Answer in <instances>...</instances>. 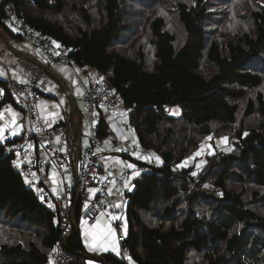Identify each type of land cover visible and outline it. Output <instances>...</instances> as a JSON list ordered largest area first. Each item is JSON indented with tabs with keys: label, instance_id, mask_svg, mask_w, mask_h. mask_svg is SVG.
Listing matches in <instances>:
<instances>
[{
	"label": "trees",
	"instance_id": "16d2710c",
	"mask_svg": "<svg viewBox=\"0 0 264 264\" xmlns=\"http://www.w3.org/2000/svg\"><path fill=\"white\" fill-rule=\"evenodd\" d=\"M10 1L79 66L109 80L136 141L160 159L129 193L135 263L264 264V0H3L0 24L19 37L4 22ZM14 100L7 92L2 104ZM76 117L62 124L73 141L82 132ZM98 132L111 134L104 119ZM210 136H229L228 150L205 153L198 166ZM14 157L0 146V264H48L60 211L26 186ZM188 159L197 164L178 167ZM73 217L71 264H127L90 251L80 209Z\"/></svg>",
	"mask_w": 264,
	"mask_h": 264
},
{
	"label": "built area",
	"instance_id": "2783aa9c",
	"mask_svg": "<svg viewBox=\"0 0 264 264\" xmlns=\"http://www.w3.org/2000/svg\"><path fill=\"white\" fill-rule=\"evenodd\" d=\"M5 13V24L23 41L31 44L42 62L79 67L58 40L51 35L41 34L20 18L13 2L6 3ZM48 85V78L36 67H29L25 80L8 78L0 85V110L8 92L25 114L21 122L26 128V143L15 151L13 162L26 186L46 205L60 211L61 234L50 253L48 264H71L75 260V255L66 247L67 237L74 232L75 209H80V229L82 223L94 225L103 216L113 234L108 251L127 264H136L126 242L129 193L134 188L135 180L152 172L154 167L160 165V159L157 160V154L142 147L135 138L125 141L126 147H122V153L117 143L110 142L105 146L106 138L99 136V122L104 119L111 129L114 120L108 122L101 110L105 107L110 113H115L123 104L121 94L107 78L99 77L88 82L84 88L83 114L90 120L89 132L86 137L76 141L72 140L68 128L63 126L58 131L41 113L40 103ZM125 109L129 118L130 110ZM100 152L120 153L139 161L125 159V167L116 175L110 166L103 163ZM135 154H142V157ZM129 164L135 168H129ZM56 177L59 183H55Z\"/></svg>",
	"mask_w": 264,
	"mask_h": 264
},
{
	"label": "crops",
	"instance_id": "0c3cea01",
	"mask_svg": "<svg viewBox=\"0 0 264 264\" xmlns=\"http://www.w3.org/2000/svg\"><path fill=\"white\" fill-rule=\"evenodd\" d=\"M2 1L3 0H0V4ZM31 58H36V60H32ZM39 62L41 63L42 61L38 60L29 42L23 41L21 38L13 35L0 24V83L8 78L25 80L29 75V67L37 68L40 64ZM42 63L47 65V68H44L41 72H43L48 78L49 85L44 98L40 103L41 113L53 124V126H55V128H57L58 131L63 127L62 124L66 120L72 118L74 113L77 116L76 119L79 117L81 119V131L84 127L88 134L90 120L83 114V92L86 84L90 81H94L88 76V69L81 66L71 68L55 63ZM96 79L97 77L95 80ZM70 93L75 98L77 104L76 107H74L72 100L67 95ZM125 110L123 104L122 108L115 113H110L105 107L102 108V116L107 119L108 122L114 120V123H112L113 126L111 127V134L114 138L111 139L110 134L104 140L106 142L105 146L110 145L111 142L113 144H119L121 148L126 147L125 141L127 139L135 138V134L128 122L122 123L125 121ZM24 118L25 114L21 111L16 100L13 102H4L1 105L0 146L2 144L5 145L6 153L11 152L12 150L15 152L17 149L25 145L26 128L21 122ZM82 132L80 137L84 138L85 136H83ZM122 150L123 148L120 153H122ZM120 153H99V156L103 157V163L110 166L113 173L116 175L122 172L127 163ZM135 156L141 158L139 154H136ZM201 156L202 154H199V152L195 154V159H198V163L202 162ZM183 163H181L180 166L183 164L184 167L186 165L189 167V165L193 166L196 164L194 160L191 159H188ZM52 184L55 183L53 182ZM92 226H94V232L92 231L93 233L91 235V231L86 232L85 236H83L86 247L90 251L92 249L93 253L107 252L113 240L111 228L106 224V220L103 216H101L99 221ZM87 241H89V245L87 244ZM91 264L95 263L91 261Z\"/></svg>",
	"mask_w": 264,
	"mask_h": 264
},
{
	"label": "rangeland",
	"instance_id": "374dc122",
	"mask_svg": "<svg viewBox=\"0 0 264 264\" xmlns=\"http://www.w3.org/2000/svg\"><path fill=\"white\" fill-rule=\"evenodd\" d=\"M38 58V60H40V61H42L39 57H37ZM87 69H88V71H89V73H88V76L92 79V80H95V78H96V76L93 74V72H92V70H91V68H89V67H87ZM168 109V111H169V113L171 114V115H180L181 113H182V109H181V107L180 106H170V107H168L167 108ZM82 116V115H81ZM124 122H122V123H126V122H129V118L128 117H124ZM82 133H83V136H87L88 134H87V132L85 131V128L83 127V129H82ZM112 133V132H111ZM110 138L112 139V138H114V136H112V134L110 135ZM226 138V139H225ZM211 139H212V136H210L209 137V139H206L205 140V142H204V145L202 146V148L200 149L201 150V152L199 151V154H202V156L206 153H208V152H213V151H215V149L216 148H219V149H223V150H228V144H229V136H223V137H221V138H218V139H216L215 140V143H213L212 141H211ZM139 156H141L142 157V154H139ZM201 156V160H202V162L200 163H198L199 165L198 166H201L202 165V163H203V160H204V157H202ZM190 160V159H189ZM201 160H199V161H201ZM185 162V161H184ZM183 163V162H182ZM184 164V163H183ZM181 165V166H178V167H184V165ZM197 164V163H196ZM189 167H191L190 165H189ZM188 167V165H186L184 168H189ZM55 183H59V179H58V177H56L55 178ZM93 229H94V226H92V225H83V223H82V226H81V234H82V236H85V233L86 232H90V235L94 232L93 231ZM93 231V232H92ZM87 244L89 245V241H87ZM91 251H92V249H91ZM91 261L92 260H88L87 261V263L88 264H91ZM93 262V261H92Z\"/></svg>",
	"mask_w": 264,
	"mask_h": 264
},
{
	"label": "water",
	"instance_id": "95a60500",
	"mask_svg": "<svg viewBox=\"0 0 264 264\" xmlns=\"http://www.w3.org/2000/svg\"><path fill=\"white\" fill-rule=\"evenodd\" d=\"M31 59L34 60V59H36V58H31ZM67 95H68V97L72 100V103H73L74 107H76L77 104H76V102H75V98H74V96L71 95V93H70V94H67Z\"/></svg>",
	"mask_w": 264,
	"mask_h": 264
},
{
	"label": "snow or ice",
	"instance_id": "6c2138e0",
	"mask_svg": "<svg viewBox=\"0 0 264 264\" xmlns=\"http://www.w3.org/2000/svg\"><path fill=\"white\" fill-rule=\"evenodd\" d=\"M225 139H226V138H225ZM156 159L159 160L158 157H157ZM128 167H129V168H135V166H134V165H131V164H129ZM134 174H135V173H134ZM193 175H195V173H193ZM113 250L115 251V249H113ZM129 259H130V258H129Z\"/></svg>",
	"mask_w": 264,
	"mask_h": 264
},
{
	"label": "bare ground",
	"instance_id": "6f19581e",
	"mask_svg": "<svg viewBox=\"0 0 264 264\" xmlns=\"http://www.w3.org/2000/svg\"><path fill=\"white\" fill-rule=\"evenodd\" d=\"M136 155V154H135Z\"/></svg>",
	"mask_w": 264,
	"mask_h": 264
}]
</instances>
